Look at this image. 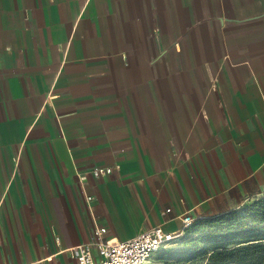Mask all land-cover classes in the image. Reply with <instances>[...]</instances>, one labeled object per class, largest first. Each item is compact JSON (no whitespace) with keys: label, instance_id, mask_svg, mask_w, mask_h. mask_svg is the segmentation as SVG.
<instances>
[{"label":"crops","instance_id":"0c3cea01","mask_svg":"<svg viewBox=\"0 0 264 264\" xmlns=\"http://www.w3.org/2000/svg\"><path fill=\"white\" fill-rule=\"evenodd\" d=\"M261 198L264 0H0V264Z\"/></svg>","mask_w":264,"mask_h":264},{"label":"built area","instance_id":"2783aa9c","mask_svg":"<svg viewBox=\"0 0 264 264\" xmlns=\"http://www.w3.org/2000/svg\"><path fill=\"white\" fill-rule=\"evenodd\" d=\"M111 172L112 167H96L91 175L100 178ZM79 178L84 181L86 176L81 174ZM91 200L92 196H86V201ZM196 219L187 212L176 233H165L160 227H153L124 241L107 238L105 227H95L90 241L73 247L71 254L77 264H145L159 249L180 238Z\"/></svg>","mask_w":264,"mask_h":264},{"label":"rangeland","instance_id":"374dc122","mask_svg":"<svg viewBox=\"0 0 264 264\" xmlns=\"http://www.w3.org/2000/svg\"><path fill=\"white\" fill-rule=\"evenodd\" d=\"M264 207V198L248 200L235 211L215 217L223 220L209 226L198 227L193 224L184 234L155 252L145 264H206L205 251L213 245L215 233H223L228 223L248 227L256 225L258 213ZM222 230V231H220Z\"/></svg>","mask_w":264,"mask_h":264},{"label":"trees","instance_id":"16d2710c","mask_svg":"<svg viewBox=\"0 0 264 264\" xmlns=\"http://www.w3.org/2000/svg\"><path fill=\"white\" fill-rule=\"evenodd\" d=\"M258 215L260 219L256 225L240 227L228 223L223 233H215L213 245L204 252L206 264H264V207ZM222 220L215 217L196 219L193 224L210 227Z\"/></svg>","mask_w":264,"mask_h":264}]
</instances>
